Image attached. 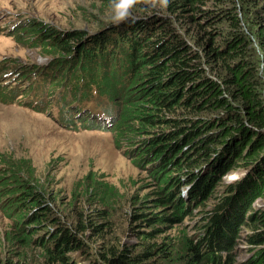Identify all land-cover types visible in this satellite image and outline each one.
<instances>
[{"label": "trees", "instance_id": "1", "mask_svg": "<svg viewBox=\"0 0 264 264\" xmlns=\"http://www.w3.org/2000/svg\"><path fill=\"white\" fill-rule=\"evenodd\" d=\"M132 13L134 20L109 23L107 31L92 35L37 32L28 20L15 33L41 38L33 46L58 56L60 70L61 62L71 59L75 72L66 78L73 83H58L67 86L64 101L73 97L69 105L105 96L120 111L111 129L116 137L155 134L149 147L151 139L143 141V151L158 150L147 166L157 176L168 166L181 170L183 189L167 200L178 218L192 205V211L199 209L222 176L234 169L243 174L228 184L211 213L213 226L197 243L184 235L180 248L151 242L133 250L110 246L92 264H264V209L247 223L249 255L239 263L225 257L253 202L264 199V0H170L162 12L149 5ZM167 145L177 152L165 160ZM29 167L26 160L0 166V208L13 220L22 246L35 243L51 261L70 262V253L85 248V226L59 209L56 192L39 183ZM85 180L83 197L104 214L117 196L116 186L92 174ZM154 219L167 217L146 218ZM99 227L95 224L96 231Z\"/></svg>", "mask_w": 264, "mask_h": 264}, {"label": "rangeland", "instance_id": "2", "mask_svg": "<svg viewBox=\"0 0 264 264\" xmlns=\"http://www.w3.org/2000/svg\"><path fill=\"white\" fill-rule=\"evenodd\" d=\"M111 4L112 0H0V166L12 162L19 165L20 160H26L39 183L56 192L60 198L59 209L71 212L77 222L81 220L84 224L85 231L81 234L85 248L70 253V262L64 264L98 263L110 246L133 250L151 242L180 248L179 241L184 235L197 243L208 235L205 230L213 226L210 218L215 214L211 213L221 202L219 198L228 184L243 174L242 169H234L222 176L220 185L208 190L209 198L199 209L192 211V205L188 214L178 218L167 200L180 192L178 188L183 189L181 170L168 166L165 173L157 176L158 171L147 166L148 159L158 150L143 151V141L151 139L146 145L149 147L155 134L116 137L111 129L119 121L120 111L110 128L82 126L81 119L75 124L78 108L67 107L71 110L72 124L66 121L60 109L74 99L70 96L66 101L61 99L68 89L66 84L60 86L58 83L65 82L67 75L75 72L71 59L61 62V70L56 68L58 56L48 54V49L41 46H33L41 44V38L31 37L25 31L19 35L15 31L28 20L37 32L43 29L44 33L49 30L101 33L112 23ZM149 5L159 12L167 8L161 7L159 0L155 4L153 0H139L132 12L147 11ZM65 66L69 69L67 73L63 72L67 69ZM39 81L45 82L37 83ZM32 89L36 93L47 91L45 99L36 104L39 108L32 104ZM217 112L211 110L213 115ZM195 148L199 151L200 145L196 143ZM165 151V160L177 152L175 146L168 145ZM163 164L161 162V166ZM88 174L117 188V196L102 215L98 214L101 208L98 203L93 204L83 197ZM167 176L170 179L163 183ZM260 209H264V199L253 202L245 217L246 225L235 238L229 236L234 245L225 257L239 263L249 255L252 246L247 234L251 228L247 223ZM165 215L166 220H146ZM95 224L100 225L99 231L95 230ZM14 230L13 220L0 208V264H63L51 261L45 250L35 243L30 247L22 246L16 241Z\"/></svg>", "mask_w": 264, "mask_h": 264}, {"label": "clouds", "instance_id": "3", "mask_svg": "<svg viewBox=\"0 0 264 264\" xmlns=\"http://www.w3.org/2000/svg\"><path fill=\"white\" fill-rule=\"evenodd\" d=\"M139 0H112V15L111 22L114 24H119L130 18L135 19L132 13V9L137 5ZM169 0H159V5L161 7H167ZM156 0H153V4ZM238 179V177H235Z\"/></svg>", "mask_w": 264, "mask_h": 264}, {"label": "bare ground", "instance_id": "4", "mask_svg": "<svg viewBox=\"0 0 264 264\" xmlns=\"http://www.w3.org/2000/svg\"><path fill=\"white\" fill-rule=\"evenodd\" d=\"M65 83L72 84V83H73V81H71V79H70V78H66V80H65ZM80 109H83V108L81 107Z\"/></svg>", "mask_w": 264, "mask_h": 264}]
</instances>
